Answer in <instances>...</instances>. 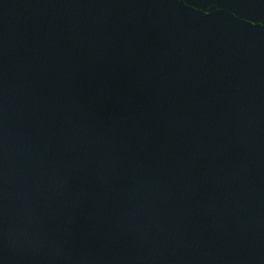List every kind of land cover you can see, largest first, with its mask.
Wrapping results in <instances>:
<instances>
[{"label":"water","instance_id":"95a60500","mask_svg":"<svg viewBox=\"0 0 264 264\" xmlns=\"http://www.w3.org/2000/svg\"><path fill=\"white\" fill-rule=\"evenodd\" d=\"M0 264H264V0H0Z\"/></svg>","mask_w":264,"mask_h":264}]
</instances>
